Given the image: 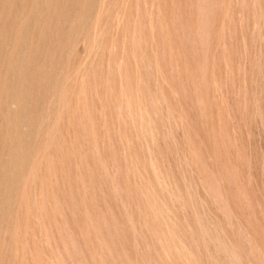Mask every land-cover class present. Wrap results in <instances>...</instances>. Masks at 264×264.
<instances>
[{
  "label": "bare ground",
  "instance_id": "bare-ground-1",
  "mask_svg": "<svg viewBox=\"0 0 264 264\" xmlns=\"http://www.w3.org/2000/svg\"><path fill=\"white\" fill-rule=\"evenodd\" d=\"M231 6L230 0H0V264H144L129 210L124 202L112 205L118 148L139 225L165 264H262L244 227L230 220L199 143L187 134L176 148L164 131L163 92L148 77V69H159L155 45L165 46L168 34L175 41L180 26L193 57L184 67L194 93L203 101L204 89L221 90L209 79L210 40L216 37L219 50ZM236 10L237 41L247 52L246 120L252 136L257 130L264 139V0H239ZM249 144L264 200L263 149ZM206 201L225 222L208 215Z\"/></svg>",
  "mask_w": 264,
  "mask_h": 264
},
{
  "label": "rangeland",
  "instance_id": "rangeland-1",
  "mask_svg": "<svg viewBox=\"0 0 264 264\" xmlns=\"http://www.w3.org/2000/svg\"><path fill=\"white\" fill-rule=\"evenodd\" d=\"M238 2L239 0H230V5L232 4L229 15L230 24L228 27H225L223 31V40L221 39L219 43V50L214 47V44H216V39L214 38L216 37L213 35L214 38L210 40V42L212 41L213 43L215 41V43H213V45L210 43L211 50L209 52L210 58L208 60V63L210 64V69L212 67V72H209V79H214V81L216 79L221 87V90L219 88L216 93V91H213L210 88L207 90L204 89L203 94H206V96H203L204 98H206L205 100L207 102L205 100H203L205 101L203 102L200 97H197V94L194 93L193 88H191L192 84L190 83V74L184 67V60L186 59L185 62L187 61L189 64H192L193 57L190 56L191 54L188 51L189 43L187 44V40L185 37L186 34L182 33L183 28L180 26L177 27V34L178 32L180 34H178L179 37L177 36L178 38H176L175 41L173 40L172 36L168 34L167 36L169 40L168 43L164 44L165 46L161 47L158 44L155 45L156 51H154L157 52L155 53V55H158L156 59L157 61H159V69L156 67L153 70L152 68L153 72L148 69V77H156V79L158 80L153 78L152 81L156 80L159 86V92H163L161 93V95L164 96H161V105H164L163 114L165 116V119L168 120L167 124L169 123L168 125L166 124L167 127L165 126L164 131H170L169 134L171 133V138H174H172L173 142H177L175 144L177 145L176 148H178V146L183 142H181V140H183L185 136L189 135L192 140L195 139L194 142H196V144L199 143L197 145H200L199 147L202 151V155L206 161L207 167L209 166L211 171H215L213 173H216V176L218 177V185L223 191V196L225 198L224 203L226 204V207L228 209L230 220L232 219V222H235L239 226L241 224L244 227L247 235L253 242V248L256 252L257 259H259L262 264H264V200L259 187L260 173L258 174V172L256 171L255 166L253 165V157L249 152L251 147V144L249 143H253L254 141L257 148L260 151L263 149L262 152L264 153V139L263 137L260 138L257 130L254 131V135L258 137L252 136L250 132L249 122L246 120L248 114L250 113L248 110L249 104H246L248 105V108L245 105V103H248V92L250 91V88L246 73L247 52L243 51L246 49L239 41H237L239 40V38L236 37L238 36V28L235 27H238V23L235 18L239 17V13L236 10ZM161 8L162 6L160 7L159 15L161 14V16H164L165 14L166 17V10H162L163 8ZM234 20L236 21L235 23ZM178 25L179 24H176V26ZM164 28L166 29V31H164L163 29L164 32L169 31L168 26L165 25ZM181 43H183V45ZM222 46H225V49L223 48L222 50ZM241 47L244 49L242 50ZM177 49H181L180 51L184 52H177ZM242 51L245 53H242ZM210 53H212V55H210ZM188 56H190V58ZM102 58L103 60H106L104 56ZM155 69L159 70V72ZM243 69L244 73H246L245 78L243 77V71H241ZM221 75H223L224 77ZM241 79H243L244 81ZM244 82L247 83L245 84L246 87H244ZM161 88H163V90ZM245 89L247 90V92ZM167 90H169L172 94L166 95L168 94ZM214 96H216L217 98ZM196 97L201 102H199ZM195 99L197 100V102H195ZM197 103H199V106ZM167 113L169 114V116ZM176 113H180V121L179 119L175 121V119L173 118ZM181 121L182 123H180ZM256 132L258 134H255ZM246 138L248 141L246 140ZM257 140L258 142H261H259L258 144ZM138 144H140L139 141ZM248 145H250V147ZM144 147V144H142V149ZM121 151L123 150L120 148L115 151L116 157H114L115 161L113 160L114 165H112V170L115 168L113 176V182L114 180L115 182L113 183V187L118 189H115L118 191V197L116 199L117 203L116 201L112 202V205L119 207L121 202H124L126 205V210H129V215L127 217L129 221L130 219H132L131 221H133L132 227L134 228V238L136 239H134V241H136V251L138 252L139 256H141V253H143L148 258L146 261H144V264H165L163 260H161L155 253H153L152 247L150 246V236L145 233L144 228L139 225L140 218L136 214V208L138 205L126 184L128 181L130 182V179H128V176L130 175L127 176V174H129L128 171L123 170H127L126 167H121L120 169V160H123L124 157V154L123 152L121 153ZM143 152L144 154H146L145 150ZM144 154L142 155V158ZM124 159H126V157ZM108 162L109 161H107V164ZM186 170L189 172L188 168ZM185 172L186 171L184 170V174ZM188 172L186 173L187 175L185 174V176L186 178L189 177L188 181H190L191 185L194 186V172H191L192 174H190V172L188 174ZM191 175L192 177L190 178ZM196 190L198 191L199 196L202 197L201 199H203L204 193H202L199 186ZM171 203L172 202H168V205H170ZM207 203L208 202L206 201V205L204 204V206L206 209L205 211H207L208 215L212 217V219L218 217L219 220L225 222L227 217H223V214L221 213H216L213 207H211V204L209 205V203ZM241 258L243 259V257L240 255V259Z\"/></svg>",
  "mask_w": 264,
  "mask_h": 264
}]
</instances>
